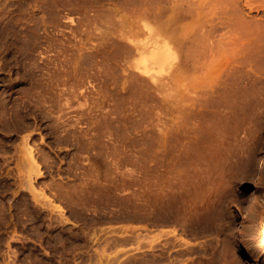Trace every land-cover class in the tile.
I'll list each match as a JSON object with an SVG mask.
<instances>
[{
    "label": "rangeland",
    "instance_id": "rangeland-1",
    "mask_svg": "<svg viewBox=\"0 0 264 264\" xmlns=\"http://www.w3.org/2000/svg\"><path fill=\"white\" fill-rule=\"evenodd\" d=\"M232 72L263 111L264 0H0V264H183L214 245L264 264V112L227 120ZM202 145L233 195L222 236L202 224L185 247L181 158Z\"/></svg>",
    "mask_w": 264,
    "mask_h": 264
},
{
    "label": "bare ground",
    "instance_id": "bare-ground-1",
    "mask_svg": "<svg viewBox=\"0 0 264 264\" xmlns=\"http://www.w3.org/2000/svg\"><path fill=\"white\" fill-rule=\"evenodd\" d=\"M155 37V36H154ZM152 39L155 41V40H157V39H154L153 38V36H152ZM158 48V47H157ZM155 50V49H154ZM166 50V49H165ZM151 52H154V51H151ZM255 54H256V52H255ZM254 54V52H253V55H255ZM259 54V53H258ZM261 55V54H260ZM249 56V55H248ZM249 58H251V55L249 56ZM157 62V61H156ZM243 65V64H242ZM242 65H240V66H242ZM245 65V64H244ZM252 66V65H251ZM253 66H255V65H253ZM252 66V67H253ZM251 67V68H252ZM234 68V67H233ZM232 68V69H233ZM239 68V67H238ZM256 68V67H255ZM237 69V68H236ZM254 68H252V70H253ZM241 70V69H240ZM246 70V69H245ZM207 71V70H206ZM231 71V70H230ZM229 71V73H231ZM248 71V70H247ZM233 72H234V69H233ZM233 72H232V77L230 78V79H227V80H229L230 81V83L229 82H227V83H229L228 85H230L229 87V89H230V98H229V103H228V101H227V104H229V113L231 114V117H227L226 119L227 120H229L230 118H232V117H234L235 119H234V121L236 120L237 121V117H241V119H242V117L244 118L245 117V114L247 113V112H249V110H251V108L252 107H250V105H248V99L249 98H247L248 97V94L246 93V97L244 96V94H245V92H246V90H245V87L244 86H246L247 84H245V85H242V86H240L239 84H238V81H237V79H236V76H233L234 74H237V73H235L234 72V74H233ZM259 72V71H258ZM249 73V72H248ZM248 73H246L247 75H248ZM250 74V73H249ZM227 75H229V74H227ZM251 75V74H250ZM249 75V76H250ZM264 75V74H263ZM238 76V75H237ZM243 76V75H242ZM252 76V75H251ZM228 77V76H227ZM230 77V76H229ZM239 77H240V75H239ZM262 76H259V80H260V78H261ZM238 78V77H237ZM248 78V77H247ZM256 78V77H255ZM242 79V77L240 78V80ZM262 79V78H261ZM249 80H251V77H250V79ZM253 80H256V79H254L253 78ZM243 81V80H242ZM252 81V80H251ZM257 81V80H256ZM261 81V80H260ZM241 82V81H240ZM250 82V81H249ZM249 82H247V83H249ZM259 82V81H258ZM257 82V83H258ZM242 83V82H241ZM252 83V82H251ZM251 83H249L250 85H251ZM257 83H256V85H257ZM248 84V85H249ZM253 84H255V83H253ZM227 85V84H226ZM252 87H253V85H251ZM247 87V86H246ZM251 87V88H252ZM256 87V86H255ZM228 88V87H227ZM250 89V88H249ZM249 89H248V91H249ZM253 89H254V87H253ZM242 90V91H241ZM252 90V89H251ZM255 90V89H254ZM229 91V90H228ZM242 92V93H238V92ZM247 91V92H248ZM249 93V92H248ZM250 93H253L252 91L250 92ZM229 94V93H228ZM238 94H241V96H238ZM251 97H252V95H250ZM249 96V97H250ZM262 97V96H261ZM260 97V98H261ZM252 99V98H251ZM250 99V100H251ZM259 99V98H258ZM249 100V101H250ZM254 101H255V99H253ZM261 100V99H260ZM259 100V101H260ZM263 100V99H262ZM256 102V101H255ZM249 103H251V102H249ZM257 103H258V100H257ZM261 103V102H260ZM259 103V104H260ZM264 103V102H263ZM247 106H249L250 107V109L248 110V111H246L247 110ZM258 106V105H257ZM263 106H264V104H263ZM225 107V106H224ZM254 107V106H253ZM262 107V106H261ZM255 108V107H254ZM258 108V107H257ZM221 109V108H220ZM227 109V108H226ZM260 109V108H259ZM263 108H261V110H262ZM259 111V110H257L256 109V111H258L259 113H263L264 112V110L263 111ZM220 111H222V109L220 110ZM219 111V112H220ZM251 111H253V109L251 110ZM256 111H253V112H256ZM252 113V112H251ZM257 113V112H256ZM256 113H254L255 115H257ZM226 114H228L227 112H226ZM249 114V113H248ZM253 114V116L254 117H252V118H254V120H256L255 119V115ZM225 115V114H224ZM260 115V114H259ZM262 116H263V114H261ZM258 116V115H257ZM222 118H223V115L221 116ZM226 117V116H225ZM261 117V116H260ZM246 118H248V115H247V117ZM249 118H250V115H249ZM251 118V119H252ZM263 118V117H262ZM264 119V118H263ZM245 121L244 122H246V119H244ZM250 120V119H249ZM253 120V119H252ZM232 121V119H230V122ZM235 121V122H236ZM241 121V120H240ZM243 121V120H242ZM251 121V120H250ZM222 122H224V120L223 121H221V123L220 124H223ZM227 122H229V121H226V123ZM235 122H233V124L235 123ZM238 122V121H237ZM255 122V121H254ZM257 122H261V120L259 119V121H257ZM241 123H243V122H241ZM241 123H239L240 125H241ZM239 124H237L238 126H239ZM247 124H249V123H247ZM247 124L245 125V126H247ZM235 126H236V123H235ZM238 126H237V129H238ZM244 126V125H243ZM243 126H242V128H243ZM249 126H251V125H249ZM245 128V127H244ZM246 128H248V127H246ZM245 128V129H246ZM250 128V127H249ZM252 128H253V125H252ZM245 129L243 130V131H245ZM216 130H217V128H216ZM219 130H221V129H219ZM230 130V129H229ZM232 130V129H231ZM253 130V129H252ZM238 131V130H237ZM246 131H247V129H246ZM251 131V130H250ZM213 132V131H212ZM218 132H220V131H218ZM234 132H236L235 130H234ZM222 133V132H221ZM230 133V132H229ZM244 133V132H243ZM247 134L249 133V130L246 132ZM231 134H233V135H235L234 133H232V131H231ZM241 134V133H240ZM239 134V132H238V135H240ZM237 135V136H238ZM244 136H246L245 134H243ZM218 136H220V135H218ZM218 136H216V138H218ZM231 136V135H230ZM244 136H243V138H244ZM215 137V136H214ZM221 137H223V136H220L219 138H221ZM225 137V136H224ZM223 137V138H224ZM228 137V136H227ZM227 137H225V138H227ZM234 137H236V135L234 136ZM224 138V139H225ZM238 138V137H237ZM242 138V137H241ZM241 138H240V140H241ZM242 138V139H243ZM212 139H213V137H212ZM234 139H236V138H234ZM216 140V139H215ZM221 142H223V140H221V139H219ZM226 140V139H225ZM229 142H230V140L231 141H233L232 140V136H231V138H230V140L229 139H227ZM246 140H247V138H246ZM246 140H244V141H246ZM243 140H242V142H244ZM203 142V141H202ZM201 142V143H202ZM215 142V144L214 145H216V142H218L217 140L216 141H214ZM220 142V144H222ZM225 142H227V141H224V144H223V146L226 144ZM236 142H237V139H236ZM239 142V141H238ZM238 142L236 143V144H238ZM241 142V141H240ZM239 142V143H240ZM200 143V144H201ZM211 144H213V143H211ZM210 144V145H211ZM230 143H228V145H229ZM231 144L232 145H234L233 144V142H231ZM242 144V143H241ZM240 144V145H241ZM244 144V143H243ZM203 145H205V142H204V144ZM203 145L202 146H199L197 149L195 148V150H197V152H195V155H196V153H198L199 154V159L197 160V161H193V159H192V162H194L191 166H190V164L188 163V161L187 160H185L184 159V151L182 152L183 154H182V161H184V163L181 161V164H183L182 165V175L180 176L181 178V180H180V182L182 183L181 185V187H182V190H183V193H181V195H182V199H183V209L181 210V211H183L182 213H181V215H183V220H181V221H183V232H184V235H185V237H186V239H185V241H183L184 242V245L183 246H185V247H187L188 246V239H189V237L191 236V235H194L193 237H195V236H198L199 235V233L201 232V231H203V233L204 232H206L207 230V232H210V231H212V232H217L219 235H221V234H223L224 233V229L226 228V226H225V224H226V222H228V220L226 219V217H225V212H226V210H227V204H228V197L227 196H225L227 193V195L229 196V194H232L233 195V192H232V189L231 188H227V193L225 194V195H222V194H220L221 193V191L223 190L224 191V188L222 189H220V187H222L223 185H221V186H219V184H220V182H219V180H223V179H219L218 180V177H217V179L215 180V181H218V183L217 182H214L213 180H212V182H214V183H212L210 180V176L212 177V175H215V174H211L212 172H213V170H212V172H211V170H210V174H208V171H207V169L209 168V163H207L208 161H207V159H205L206 158V155H208V152L209 151H212V150H214V148L212 147V150H210V149H208V148H206V146L205 147H203ZM213 145V146H214ZM232 145H229L230 146V148L231 147H234V146H232ZM217 147H216V149L218 148V144L216 145ZM222 146V145H221ZM221 146H220V148H221ZM236 146V145H235ZM237 146H239V145H237ZM236 146V147H237ZM242 146V145H241ZM211 147V146H210ZM243 147H244V145H243ZM223 148H228V147H223ZM223 148L222 149H217V150H219L218 152H220V150H221V155L223 154V151L225 152V149L223 150ZM229 148V149H230ZM239 148L241 149V147L239 146ZM235 149V148H234ZM238 149V148H237ZM236 149V150H237ZM239 149V150H240ZM223 150V151H222ZM227 150V149H226ZM231 150V149H230ZM245 150V149H244ZM243 150V151H244ZM187 151H188V149H187ZM215 151V150H214ZM213 151V152H214ZM231 151H233V149L231 150ZM230 151V152H231ZM192 152V151H191ZM191 152H189V153H191ZM229 151H227V152H225V153H228ZM229 152V153H230ZM193 153V152H192ZM215 153H216V151H215ZM188 154V153H187ZM187 154L185 155V156H187ZM209 154H211V153H209ZM231 154V153H230ZM233 154H235L236 155V153H233ZM233 154H231V155H229V157H231ZM194 155V154H193ZM193 156V157H196V156H198V155H196V156ZM212 155V154H211ZM210 155V156H211ZM226 155V154H225ZM244 155V154H243ZM209 155H208V157H210ZM241 156H242V154H241ZM190 158H191V154H190V156H189ZM218 157V156H217ZM228 157V156H227ZM228 157V158H229ZM233 157V156H232ZM235 157V156H234ZM238 157V156H237ZM244 156H242V158H243ZM186 158V157H185ZM196 158H198V157H196ZM211 158H212V156H211ZM246 158V157H245ZM184 159V160H183ZM188 159V158H187ZM209 159V158H208ZM214 159V158H213ZM234 159H239V158H234ZM196 160V159H195ZM217 160V159H216ZM241 160V159H240ZM239 160V161H240ZM246 160V159H245ZM232 161V160H231ZM234 161V160H233ZM237 161V164H238V166H240V164H239V161L238 160H236ZM242 161H244L243 159H242ZM210 162H213L214 163V160H211L210 159ZM235 162V161H234ZM260 162V161H259ZM263 162V161H262ZM244 162H242L241 164H243ZM251 163H253V162H251ZM255 163V162H254ZM233 164V163H232ZM236 164V163H235ZM207 165H208V167H207ZM213 165V164H212ZM244 165V164H243ZM251 165V164H250ZM253 165V164H252ZM260 165V164H259ZM214 166V165H213ZM234 166V165H233ZM254 166V165H253ZM260 166H262V165H260ZM211 167V166H210ZM236 167H237V165H236ZM242 167V166H241ZM240 167V168H241ZM245 167V166H244ZM214 168V167H213ZM231 168V167H230ZM257 168V167H256ZM261 168H263V167H261ZM210 169V168H209ZM208 169V170H209ZM233 169H236V168H232V170H230V171H234ZM239 168H237V171H239V170H241V169H239ZM248 169L250 170L251 168H249L248 167ZM243 170H246V169H243ZM253 170V169H252ZM263 170V169H262ZM236 170L234 171L235 172V174H238V173H236L237 172ZM248 171V170H247ZM231 172V173H232ZM243 172V171H242ZM241 172V173H242ZM250 172L251 171H249V174H250ZM240 173V174H241ZM245 173V172H244ZM248 173V172H247ZM232 174H234V173H232ZM231 174V176H235V175H232ZM208 175H210L209 177H208ZM242 175V174H241ZM244 175V174H243ZM221 176V175H220ZM248 175H246V177H247ZM225 177V176H224ZM223 177V178H224ZM216 178V177H215ZM228 178H229V175H228ZM243 178H244V176H243ZM264 178V175H263V177H262V179ZM225 179V178H224ZM226 179H227V177H226ZM236 179V178H235ZM242 179V178H241ZM229 180H232V179H229ZM233 180H234V178H233ZM239 181V180H238ZM223 182V181H222ZM241 182V181H240ZM261 183V182H260ZM228 184V183H227ZM229 184H232V183H229ZM228 184V185H229ZM264 184V183H263ZM227 186V185H226ZM225 187V186H224ZM230 187V186H229ZM237 188V187H236ZM182 190H181V192H182ZM222 191V192H223ZM225 193V192H224ZM239 195H240V193H239ZM236 196V195H235ZM231 197V196H230ZM238 197V196H237ZM262 197V196H261ZM228 199V200H227ZM239 200V199H238ZM236 201V200H235ZM262 201V200H261ZM261 201H257V202H261ZM263 201H264V199H263ZM241 203V202H240ZM181 205H182V203H181ZM262 205V204H261ZM231 206V205H230ZM256 206V205H255ZM259 206V205H258ZM260 207V206H259ZM263 207V206H262ZM261 208V207H260ZM232 209V208H231ZM257 209H259V208H257ZM260 210V209H259ZM230 211H232V210H230ZM263 210L261 209V212H262ZM260 213V212H259ZM264 214V213H263ZM260 216V215H259ZM228 218H230V217H228ZM192 221L193 222V225H192V227L193 228H191L190 226H189V224L191 223H189V221ZM264 223V222H263ZM192 224V223H191ZM207 225L206 227L207 228H205L206 230H201L200 231V227H202L201 225ZM261 224V223H260ZM181 227H182V225H181ZM230 226L228 225V228H229ZM203 229V228H202ZM209 229H210V231H209ZM231 229V228H230ZM230 229H229V231H230ZM225 231H227V230H225ZM228 232V231H227ZM201 234V233H200ZM205 234V233H204ZM209 234H211V233H209ZM227 234V233H226ZM203 235V234H202ZM201 235V236H202ZM206 235V234H205ZM214 235V234H213ZM225 235V234H224ZM222 236V235H221ZM184 237V238H185ZM193 237H191V238H193ZM226 237V236H225ZM216 238H218V237H216ZM230 239V238H229ZM212 240H213V238H212ZM214 240H215V238H214ZM218 240H220V242H222V240L221 239H218ZM223 240H224V237H223ZM227 240V239H226ZM228 242H229V240H227ZM232 241V240H231ZM213 242V241H212ZM217 242V241H216ZM215 242V243H216ZM219 242V241H218ZM208 243H210V241L209 242H207L206 244H208ZM229 243H232V242H229ZM228 243V244H229ZM205 244V245H206ZM211 244V243H210ZM213 244V243H212ZM223 244V243H222ZM221 244V245H222ZM226 244V243H225ZM224 244V245H225ZM235 244V243H234ZM206 246H208V245H206ZM211 246V245H210ZM189 247V246H188ZM202 247V246H201ZM222 248H218V246L217 245H214V246H212L211 247V249H210V252H209V250H208V254H205L204 253V251H203V249H202V251H203V253H204V257H195L194 259H191V261L189 260V257L187 258V257H185V259H184V261H183V264H240L239 263V259H235V252L234 251H230V253L232 254V255H226V251L225 250H228L229 248H227V249H225L224 247H223V245L221 246ZM228 247V246H227ZM229 247H230V245H229ZM189 249V248H188ZM200 249V248H199ZM198 249V250H199ZM232 249V248H231ZM201 250V249H200ZM234 250H236V249H234ZM186 251V250H185ZM197 251V250H196ZM200 252V251H199ZM187 253V252H186ZM189 253V252H188ZM201 253V252H200ZM227 253H229V250L227 251ZM198 255H199V253H198ZM188 256H190V255H188ZM197 256V255H196ZM240 257V256H239ZM237 258V257H236ZM183 259V258H182ZM182 262V261H181Z\"/></svg>",
    "mask_w": 264,
    "mask_h": 264
}]
</instances>
